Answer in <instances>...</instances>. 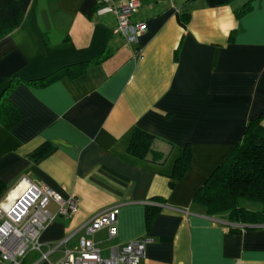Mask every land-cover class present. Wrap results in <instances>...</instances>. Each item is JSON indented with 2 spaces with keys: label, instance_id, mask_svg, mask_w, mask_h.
Segmentation results:
<instances>
[{
  "label": "crops",
  "instance_id": "crops-1",
  "mask_svg": "<svg viewBox=\"0 0 264 264\" xmlns=\"http://www.w3.org/2000/svg\"><path fill=\"white\" fill-rule=\"evenodd\" d=\"M21 5V24L0 39V102L8 90L21 113L0 122V201L24 177L79 199L42 231L47 258L32 252L21 264L60 260L109 208L116 236L94 235L105 255L148 238L139 264H264V224H233L193 202L251 121L264 138V0H140L137 47L98 0ZM136 131L153 136L144 156L129 148ZM187 147L189 169L173 181ZM147 207L159 209L150 224Z\"/></svg>",
  "mask_w": 264,
  "mask_h": 264
},
{
  "label": "built area",
  "instance_id": "built-area-1",
  "mask_svg": "<svg viewBox=\"0 0 264 264\" xmlns=\"http://www.w3.org/2000/svg\"><path fill=\"white\" fill-rule=\"evenodd\" d=\"M100 12H111L115 17V31L126 42L137 47L139 38L145 32L144 22H134L133 14L140 7V0H98ZM138 56L141 51L136 49ZM24 184L23 190L8 201V196L0 201V264H21L32 252H38L40 259H46L42 253L41 233L58 216L69 217L77 212L79 199L76 196L62 197L58 192L43 183L22 178L18 184ZM6 205L4 206V201ZM54 204L53 211L50 206ZM118 210L109 208L93 216L77 231L78 243L64 251L63 257L50 264H139L145 256L148 238L133 240L122 247L110 246L108 254L94 240V235L106 229L108 238L117 234L116 222Z\"/></svg>",
  "mask_w": 264,
  "mask_h": 264
},
{
  "label": "trees",
  "instance_id": "trees-1",
  "mask_svg": "<svg viewBox=\"0 0 264 264\" xmlns=\"http://www.w3.org/2000/svg\"><path fill=\"white\" fill-rule=\"evenodd\" d=\"M22 19L21 0H0V39L18 28ZM82 71L80 69L74 74ZM58 77L55 74L45 79L47 82ZM41 82L35 84L41 85ZM7 93L8 90L0 102V122L11 127L20 119L21 113L8 99ZM257 123L258 120L249 123L242 140L195 193L193 202L203 206L208 215L225 218L233 224H264V138L254 133ZM152 141L151 134L136 131L129 146L131 153L136 156L146 155ZM190 160L191 152L187 147L175 162L173 181L187 172ZM145 212L147 224H150L159 209L147 207Z\"/></svg>",
  "mask_w": 264,
  "mask_h": 264
}]
</instances>
